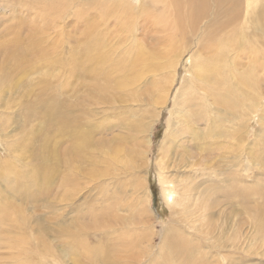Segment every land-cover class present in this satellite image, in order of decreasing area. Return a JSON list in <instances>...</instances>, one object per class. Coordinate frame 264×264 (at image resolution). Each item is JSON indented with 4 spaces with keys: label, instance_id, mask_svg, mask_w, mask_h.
<instances>
[{
    "label": "rangeland",
    "instance_id": "374dc122",
    "mask_svg": "<svg viewBox=\"0 0 264 264\" xmlns=\"http://www.w3.org/2000/svg\"><path fill=\"white\" fill-rule=\"evenodd\" d=\"M93 1L83 0L82 3L94 4ZM95 1L103 4L97 11L101 16L98 22H106L105 19L109 18L111 11L115 23L111 28L116 35L110 40L106 37L104 40L109 43L103 48L97 35L90 37L77 34L68 30L69 23H65V27L57 28L63 29L65 33L58 37L61 44L55 53L61 54L65 51V56L79 63L68 74L72 80L69 89L61 84L60 88L58 82L49 84L46 69H40V65L46 64L38 63L37 59L33 58L30 70L26 69L16 77L9 78L10 81L16 79L19 82V88L15 92L5 93L0 87V104L3 108L0 112V264H101L97 259L106 260L103 264H141L144 262V256L145 264H224L219 253L230 255L229 246L234 243L232 240L238 215L233 214L230 218L227 213H233V209L242 213L244 205L231 207L226 200H221L223 197H216L215 191L218 183L223 182L221 193L226 194L227 180L231 181V189L232 181L246 174L247 158L251 152L248 143H254L255 147L261 146L255 155L258 168L249 166L248 169L255 172V176L250 174L244 179L254 184L256 174L264 172V77H260L263 81L257 89L258 92L253 94L257 98L256 103L242 100L234 111L220 115L216 110L218 107L213 103V95L222 93V84L216 87L223 79L218 71L207 67L206 60L209 55L215 54L217 57H224L226 66L222 70L227 66L235 68L232 63L236 54L228 45L230 40L235 39L240 40V47L246 46V52L251 54L249 46L256 42L259 32L253 29L254 20L257 14L264 12V0H240L243 17L237 28H222L220 21L212 18L214 14L210 15L211 18L206 21V36H210L213 42H220L223 38L222 45L218 46L222 50L212 53L206 50L209 44L208 39H204L206 36L192 26L181 29V25H178L180 33L177 32V36L158 40L150 37L146 42L138 43V35L146 32L148 26L143 23L144 28H141L140 22H135L131 23V26L138 28L133 27V33L130 34L134 35V40L127 34L129 42L123 43L118 37L123 27L122 21L130 12L134 16L138 13L136 6L128 0L129 9L123 10L126 7L120 9L118 2L112 7L109 0ZM125 1L121 3L124 4ZM140 1L147 13L155 2ZM207 1L204 0V3ZM257 3H260L258 8L263 10L255 7ZM134 8L135 10H132ZM83 9L86 14L89 13L86 6H83ZM0 10L3 12L0 15H4L6 19L11 18L6 11L1 8ZM104 13L106 17H102ZM168 16L170 19V14ZM136 30L138 32H134ZM164 33L157 32L153 35ZM181 33H185V36L182 37ZM194 36L196 39H202L199 54L205 60L200 69L191 70L186 57L178 67V74L184 76L185 70H189L188 75L192 77L197 102L204 104L205 112L200 108L182 116L178 114L182 105L173 104L175 92L180 88V76L177 75L172 86L174 75L167 71L160 72L159 68L165 60L159 57L178 63L179 50L190 44L193 41L191 37ZM75 38L78 43H73ZM101 52L103 61L98 58L99 61L94 63V69L101 72L100 78L85 79L81 68L89 65L86 62L87 56ZM219 52L221 56L218 55ZM148 53L154 54L158 62L146 59L149 58ZM141 55L144 59L142 62L139 60ZM243 60L248 61L247 56H243ZM57 63L62 64L60 61ZM116 68L120 72L116 71ZM112 69L117 72L116 76L112 74ZM155 69L159 72H155ZM52 70L59 82L64 80L60 73ZM124 73L128 74L123 76ZM235 74L248 76L245 69H235ZM105 76L108 78L104 79ZM111 80L116 88L127 82L125 94L119 90H111ZM104 85H107L108 89L104 90ZM122 96L123 101L120 103ZM88 105L91 106L89 110H95V117L89 120L88 116L83 114L82 118L74 119L76 117L71 111H82ZM68 106L73 109L67 108ZM65 109L70 112V117L64 118ZM257 116L262 119H257ZM106 118L119 119V122L106 123ZM179 121L186 124V127L175 140L173 135ZM79 122L82 123L79 128L84 131H101L95 138L97 143L93 144L98 145V139L101 137H106L108 141L103 140L100 147L85 146L74 151L73 156L83 172L81 175V170L78 172L72 168V172L80 175V188L77 187L74 191L69 188L70 194L67 197L70 199L63 202L61 199L64 191L60 192L63 188L61 178L57 181L59 190L56 186L52 187L51 196L48 182L44 181L43 166L38 158L49 157L50 149L42 144L45 136L38 133H47L49 147L59 148L61 141L62 148L71 151L73 147L66 133L77 127ZM52 124L54 127L51 128ZM166 132L168 138L163 141ZM234 136L243 137V141L237 142ZM25 153L26 156H34L39 163L36 164L38 174L32 179H26L32 166L26 167L20 160ZM159 160L166 176L175 174L174 171L178 172L174 178V184L178 187L175 189L177 206L174 212L162 195L156 164ZM224 165H227V168L230 165L229 169L222 171ZM62 172L67 174L63 168ZM55 179L56 177L53 178ZM256 182L258 185L261 182L264 184V175L259 173ZM189 186L198 189L186 191ZM216 198L225 204L218 202L221 204L213 205L212 202H215ZM258 198L259 196L257 201ZM112 204L120 210L114 209L111 213ZM197 204H200V214H207L202 221L198 218ZM257 205L258 210H264V199L260 198ZM9 206L14 209L5 210ZM224 208L225 216L218 215ZM100 212H104V217L94 220L99 217L97 214ZM79 218L82 223L77 228L91 235L92 241L88 248L97 257H87L78 249L73 250V255H65L63 251L68 253L71 250L72 254V248L63 246L64 239H54L53 234L47 233L48 229L52 232V228H59L62 221L70 225ZM239 218L244 219L243 216ZM218 224L223 226L219 232L214 230L218 235H211L213 225L219 228ZM240 232L242 252L238 250L239 253L233 254L237 259L236 264H264V239L261 236L256 239L249 226L241 227ZM94 236L103 238L94 240ZM41 240L45 244L48 241L51 247L40 245ZM218 240L226 243L228 247L219 250L210 246ZM28 248L29 252L25 251ZM148 256L152 257L150 262Z\"/></svg>",
    "mask_w": 264,
    "mask_h": 264
},
{
    "label": "bare ground",
    "instance_id": "6f19581e",
    "mask_svg": "<svg viewBox=\"0 0 264 264\" xmlns=\"http://www.w3.org/2000/svg\"><path fill=\"white\" fill-rule=\"evenodd\" d=\"M127 1L128 0H126L123 4L121 3L123 2V0H109L112 7L116 2L120 4V9L126 7L123 10L129 9V7L127 8L128 5ZM82 2L83 0H49V1L0 0V8L6 11L7 14L11 17L6 19L4 15H0V87L5 93L6 92L13 93L19 88V82L16 79H12L10 81L9 78L16 77L21 71H24L26 69L30 70L32 68V65H30L32 63L31 58L37 59L38 63L41 62L50 66L52 69L56 70L58 73H60L63 76L64 80L59 82L57 75H55V72L51 68H49L46 65H40V69L42 70L46 69L45 71L49 77V84H54L58 82L60 88L61 85L64 88L67 89L70 88L72 80H71V75L68 74H70L71 70L74 69V67L79 63L77 62V60L69 59L67 56H65V51L62 52L61 54L55 53V51L59 49V46L61 44V41L58 37L62 36L65 33L63 29H57V28L65 27L64 26L65 23H69L67 27L70 28H68V30H73L77 34H84L90 37L97 35L98 37H100L99 39L100 46L103 48H105V46H108L109 42H106L104 39L108 37L110 40L111 37H115L116 35L115 31L111 28V26L115 24L111 16V11L109 14V18L105 19L106 22L99 23L98 21L101 16L97 13V11L98 9L102 8L103 4L96 2L95 0L93 1L94 4L90 2H86V3H82ZM130 2H132L136 6L138 13H136L135 15L136 17H135L134 15H131L130 12L122 21L123 27L121 28V32L118 37L122 40L123 43L129 42V37L126 35L127 34L130 35L133 33L132 31L134 26L133 25L131 26V23L134 24L135 22H140L141 28H144L142 26L143 23L147 24L148 26L146 32L144 31L142 32L143 34L138 35L137 42L139 43L140 41L146 42V40L150 39V37L153 38L154 40H158L160 38L163 39L169 36H177V34L180 33V30L177 29L178 25H181V29L184 27H188V28H190L191 26L192 28L195 27L199 31H202V33L206 36L207 34L205 30L206 21L211 18L210 16L211 14H214V16L212 17L213 19L220 21L222 28H228V27L237 28L240 25L241 19L243 17V13L240 8L241 6L240 0H208L206 3H204V0H155L148 13L146 9L141 6L140 0H130ZM259 4L260 3H257L255 7L258 8ZM216 5H218V10H216ZM237 5H239V7H236ZM83 6L84 7L86 6L87 10L89 11L88 14H86V11L83 9ZM222 7H224L223 10ZM258 9L263 10L262 8H258ZM132 10H135V8ZM1 13L3 12L0 10V14ZM36 13H38L39 16ZM168 14H170L171 16L170 19ZM102 17H106V14L105 13L102 14ZM254 22H255V27L253 29L258 30L259 32L257 34L256 42L249 46L251 48L250 50L251 54L246 52L247 51L246 46L240 47V40L235 39V40H230L228 42L229 48L234 50L233 52H235L236 54V59L232 63V65H234L235 68H230L229 66H227L225 70H222V68L226 66L224 62V57H217L215 54L209 55V57L206 60L207 67L218 71L219 75H221L223 79L222 82L220 84L218 83L216 87L218 88V86L222 84L223 86L222 93L213 95V103L218 107L216 110L217 113L220 115L223 114L225 115L227 111L229 112L234 111L237 108V106L240 105V102L242 100L243 101L249 100L253 103H256L257 101V98L253 94L258 92L257 89H259L258 87L260 83L263 81V80L261 81L260 77H262V79L264 77V12L257 14ZM134 28L137 29L138 26H135ZM68 30L66 29V31ZM134 32H138V31L136 30ZM157 32H165V33L159 36L153 35ZM180 35L184 37L185 33H181ZM130 36H131V40H134V35H130ZM211 36H213V34H211ZM194 37H191V39L193 41H198V43L191 41L190 44L181 48L179 50V53L177 54L179 56L177 60L178 63H176L172 59H165L164 57H159L160 59L165 60L163 66L159 68L160 72L167 71L171 75H174V78L171 82L172 86L175 83L177 75L180 76L181 74V73L178 74L179 72L178 67L186 57H188L187 62L190 64L189 68L191 70L200 69L202 66V62L205 60L199 54L200 42L202 39L199 37L198 39H196V37L195 38ZM216 38H220V37H214V39ZM204 39H208L209 41V44L206 47L207 52L209 51L208 53H212L216 50L217 51L222 50L218 46L222 45L223 38L220 39V42H213L210 36H206L204 37ZM72 41L73 43L79 42L77 41V38H75ZM131 45L132 44L130 42L129 43L130 49H131ZM176 50L177 48L175 49V51ZM102 55L103 52L87 56L86 62L89 63V65L83 66L81 68L83 77L85 79H89L91 77L100 78L101 72L94 69V63L95 61H99L98 58L101 57L103 58L104 56ZM148 55L149 58L146 59H149V61L158 62L157 59L154 58V54L148 53ZM218 55L221 56V53L219 52ZM243 56H247L248 61L246 60L242 61ZM102 58L101 61H103ZM139 60L140 62L144 60L143 55L139 57ZM57 61L62 62V64L57 63ZM101 67L102 64H100V69ZM235 69L236 70L245 69L248 76H239L235 74ZM116 71L120 72L117 68ZM116 71L112 69V74L114 76H116L117 74ZM188 71L189 70L186 69L184 76H180V78L178 77L181 80L179 83L180 88L177 89V91L175 92L174 101H173V104L177 106L182 105V109L178 112V114L182 116H186L191 110L198 111L200 108L202 112H205L204 104L202 103V105H200L197 102L198 99L196 96L197 93L193 85L192 77L191 75H188ZM155 72H159V71L155 69ZM127 74L128 73H124L122 75L126 76ZM107 78L108 76L104 77V79ZM126 84L127 82H123L122 84L119 85V87L116 88L113 83V80H111L109 87L113 91L119 90L123 94H125L124 90ZM106 88L107 85H104L103 89L105 90ZM105 95L106 97H108L106 93ZM183 96L185 99H183ZM167 98H168V94H166L165 96V99ZM122 101H123V96L122 99L119 100V102L122 103ZM125 102H127V100ZM164 104L165 103H163V105ZM90 107L91 106L88 105L82 111L78 109H75V111H71L76 117L74 119H80L83 117V114H86L88 116V119L91 120L93 117H95L93 115L95 110H89ZM154 107L157 110L159 109L157 108V106ZM67 108L73 109V107L71 106H68ZM2 110L3 108L2 105L0 104V112H2ZM63 115L64 118L70 117V112L68 113L65 109L63 111ZM258 118L262 119L259 116H257V119ZM112 121L119 122V119L117 120L113 118L105 119L106 123H110ZM209 123H211V121H209ZM81 124H82L81 122L77 123L76 124L77 127L73 128L72 130H69L66 133V135L68 136L69 143L73 147V150L71 151H66V149L62 148L63 146L61 145V141L59 148H53L52 146L49 147L47 140V136H48L47 133L45 132L38 133L39 135L45 136V140L42 144L48 146V148L50 149L48 154L49 157L44 156L38 158L41 166H43V173L45 174L44 181L48 182L47 187L50 190L49 194L51 196L52 187L55 188L56 186V188L59 190V184L57 185V181L61 178L60 181H62L61 185L63 186V188L60 190V192L64 191V194L62 193L63 196L61 199L63 202H67L70 199L69 197H67V195L70 194L68 193L70 191L69 188H71L73 191L77 189V187L80 188L79 187L80 184L78 182L80 175L72 172L73 171L72 168H74V170L78 172L81 170L80 169L81 167L77 164L78 162L76 161L75 156H73L75 155L74 151L78 148H82L85 146L100 147L103 144V140L107 139L106 137H101L98 139V145L93 144L94 142L97 143L95 138L101 131L98 133L84 131L81 128H79V125ZM177 125L178 126L176 133L173 135V138L175 140L180 136L179 133L182 132L183 129L186 127V124H181L180 121L177 122ZM52 127H54L53 124L51 128ZM49 135H50V139L52 140L53 138L52 134L50 133ZM167 138H168V133L166 132L163 141H166ZM254 138L255 139L257 138L255 134H254ZM35 139H37V137ZM234 139L237 142L243 141V137L240 136H234ZM107 141L108 139L106 140V142ZM255 143H257V141H255ZM248 145L250 146L249 151L251 152H249L247 158V168H246L247 175L246 174L240 175L238 180H233L231 189H230L231 181L230 179H228L226 185L228 192L226 194L221 193L223 182L218 183L219 186L216 188L215 191L216 197H223L221 200L224 201L226 200L225 202L229 204L231 207L236 208L241 205H244L242 213H240L239 211L238 213L236 209H233L234 212L230 213L229 215L227 213V217L230 216V218L233 214H238L235 219V221L238 224H236L235 222L236 229L232 240L234 243L232 245L230 244L229 246L230 255L222 254V252L219 253V257L224 262V264L237 263V259L233 254L239 253L237 251L241 249V243L239 241L240 239L239 236H241V232H242V231L240 232L241 227L249 226L250 229L253 230L252 235L255 234L256 239L257 237L260 236L262 239H264V210H258L257 207L258 206L257 203H259V199L260 198L264 199L263 196L264 186H262L264 184H262L261 182L259 183L261 185L260 186L256 182L259 173L260 175H264V172H261L259 170L260 172L256 174L255 177L256 179L254 180V184H250L248 182V179H244L245 176L247 177L250 174L251 175L255 174V172L248 169H250L249 166L250 167L255 166V168L256 167L258 168V162H256L255 155L260 149L261 145H258L257 147H255L256 145L254 143H252V145L251 143H248ZM26 153L24 154L23 157H21L20 160L26 167L32 166V170L30 171L27 170L29 176L26 178V179H32L33 177H36L35 174H38L37 173L38 168H36V164L39 163L37 162L34 156H32L31 154H29V156H26ZM67 153L69 155H67ZM24 161H29V162H24ZM31 163H35V164L32 165ZM156 164L158 167V172H159L158 180L161 185L163 198L167 203V205L169 206V208L172 209V211L174 212L175 206H177L175 199L176 196L175 189L178 188L174 184V178L176 177V174H178V172L174 171L175 174L173 173V175L166 176V173L163 171V168L160 165V160L156 162ZM229 167L230 165L228 166V168L227 165H224L222 171H225V169L228 170ZM62 168L67 172L66 175H64V173L62 172ZM80 172L81 173L79 174L82 175L83 173L82 170ZM16 175L19 176L20 174L16 173ZM54 177H56L55 180H53ZM197 189L198 187L189 186L186 191L189 190L191 192ZM257 196H259L258 201H257ZM217 199L219 198H216L215 202H212L213 205L221 204L218 202H223L225 204L224 201H219ZM11 200L13 201V199ZM201 203L203 204V202ZM9 204L10 203H8V205ZM197 206L198 208L196 209L197 212H199L198 218L201 219L202 221L207 214L206 215L200 214L199 211L200 204H197ZM13 209L11 208V206H9L5 210H13ZM114 209L117 211L120 210V208H117V206L115 208V206L112 204L110 208V212L112 211L111 213H113ZM103 213L104 212L98 213L97 215L99 217L96 216L97 218H95L94 220H101L100 218L104 217ZM225 214H226V208L220 211L218 215H223L224 217ZM105 215H107V213H105ZM240 216H243L244 219L241 220L239 218ZM55 223L58 224L59 222L58 223L55 222ZM72 223L73 224L69 225L66 222L62 221V223L59 224L60 225L59 228L57 229L52 228L53 229L52 232H50L51 229L50 230L48 229L47 233L53 234L54 239L62 240V241L64 239L65 241H63V246L66 245L65 247H69L70 249L72 248V254H71V250L68 253H64L63 251V254L65 255L67 254L73 255V250L78 249L81 250L83 254L87 257H97V255L92 253V251L89 250L88 248L89 243L92 241V237H90L91 235H89L87 232L85 233V231L82 232L77 228L78 225L82 223V220L79 218L77 221ZM222 223L223 226H225L226 222L224 221V219ZM218 225L219 228H216L217 225L216 226L213 225L212 227L213 230L211 232V235L214 236L218 235L214 232V230L217 229L219 232L220 229L223 227L221 226V224ZM98 238L102 239L103 237L94 236V240H97ZM39 242L40 245L45 244L43 240ZM210 246L219 250H224L225 248L228 247L226 243H223L220 240L212 243ZM45 247L50 248L51 244H49L48 241H46ZM95 249L97 248L95 247ZM25 251L29 252V248L26 249ZM231 255H233L232 258ZM148 257L150 262V259H152V257L151 256ZM143 259L144 262L141 264L146 263V256H144ZM105 261L106 260L101 261L100 259H97V262L101 264H103ZM107 264L110 263L108 262ZM185 264H189V262Z\"/></svg>",
    "mask_w": 264,
    "mask_h": 264
}]
</instances>
